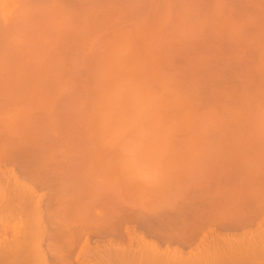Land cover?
Segmentation results:
<instances>
[{"label":"rangeland","instance_id":"rangeland-1","mask_svg":"<svg viewBox=\"0 0 264 264\" xmlns=\"http://www.w3.org/2000/svg\"><path fill=\"white\" fill-rule=\"evenodd\" d=\"M1 144L6 149L14 145L21 156L13 153L22 162L16 163L17 158L12 160L5 154L12 161L0 158V168H13L26 184L32 182L25 177V170L36 171L52 157L62 163L58 173L63 178L55 188H63L58 190L67 200L62 201L59 192L62 202L52 201L51 197L56 199L53 184H32L37 194L44 196V209L29 221L41 220L32 228L37 234V230L44 232L33 240L42 245L48 264H167L178 257H183L182 262L178 259L179 263L186 262L183 264L193 259L195 264L229 262L228 256L222 254L228 255L229 247L220 250L223 252L219 254L226 257L223 262L217 253L216 247L222 246L218 244L220 240L240 239L245 233L259 238L253 228L264 214L256 222L240 227L212 222L207 218L221 210L224 202L217 204L219 200L213 196L216 189L213 195L207 191L223 183V178L217 177L224 176L228 179H224L227 193L233 192L230 185L248 179H239L240 174L252 172L253 179L255 174L259 178L249 182L264 195V166L252 170L254 160L248 161L251 157L264 160V150H258L264 149V0H0ZM37 159L42 163H36ZM3 178L0 177L1 188ZM243 183L241 188L248 190ZM188 188H200V197L195 199L194 191L187 194ZM98 190H103V196L96 194ZM94 192L108 204L102 198L91 199ZM220 196L219 199L224 197ZM214 198L217 205L205 202L207 208H220L210 209L208 216L205 203H200L207 199L213 202ZM94 200L100 207L102 203L106 205L93 206L98 214L104 213L105 219L97 220V213L86 211L96 203ZM197 204L206 214L201 215L199 208L200 213L192 210ZM110 206L119 209L112 211ZM140 206L146 208L147 219ZM140 210L143 215H139ZM4 212L16 215L14 210ZM189 214L191 218H187ZM190 221L194 226L200 223L196 224L199 231L197 226L196 230L190 227ZM16 223L21 225L15 218L9 225L0 224L3 246L6 237L9 240L13 235L12 225ZM187 227L195 231L186 232ZM59 231L65 240L75 239L70 253L66 252L68 240L62 239L68 250L61 249L62 243L55 240ZM134 233L135 237L140 235L139 239L144 234L147 241H154L158 253L162 250L166 254L168 250L177 254L179 250L182 256L171 253L175 256L172 258L167 253L149 260L147 249L141 248ZM58 250L70 255L68 262L57 259ZM143 251L147 256L142 258ZM205 255L216 256L207 261L209 256ZM253 259L254 264H264L263 256Z\"/></svg>","mask_w":264,"mask_h":264},{"label":"bare ground","instance_id":"bare-ground-1","mask_svg":"<svg viewBox=\"0 0 264 264\" xmlns=\"http://www.w3.org/2000/svg\"><path fill=\"white\" fill-rule=\"evenodd\" d=\"M55 130V129H54ZM14 140V139H13ZM30 140V139H29ZM58 140V139H57ZM63 139L61 138V141H62ZM260 140V139H259ZM258 141V140H257ZM50 143H51V141H49ZM254 142V141H253ZM261 142V141H260ZM262 142H263V140H262ZM13 143V142H12ZM15 143V142H14ZM13 143V144H14ZM25 143H26V141H25ZM33 142H31V144H32ZM41 143H43V142H41ZM48 143V142H47ZM68 142H66V144H67ZM7 144V143H6ZM10 144V143H9ZM8 144V145H9ZM16 145L15 146H17V143H15ZM29 144V143H28ZM37 144H40V143H37ZM49 144V143H48ZM52 144H53V142H52ZM64 144V143H63ZM256 144V143H255ZM258 144V143H257ZM256 144V145H257ZM5 145V144H4ZM36 145V144H35ZM40 145H42L43 146V144H40ZM53 145H56V144H53ZM52 145V146H53ZM65 145V144H64ZM63 145V146H64ZM11 147H12V145H10ZM15 146L13 145V147H14V149H15ZM29 146V145H28ZM44 146H45V144H44ZM47 146V145H46ZM49 146V145H48ZM254 146V145H253ZM1 154H3L4 153V155H0V158L3 160L4 158H6L7 157V155L9 156H12V160H14V158L16 159L15 161H16V163L17 162H19L20 163V161H21V159L19 160V158L18 157H20L21 156V154H18L17 153V149H15V151H13V147L12 148H10L9 149V147L7 146V148L8 149H6V146L5 147H3V148H5V149H3L2 148V144H1ZM18 147V146H17ZM21 147V146H20ZM65 147V146H64ZM256 147V146H255ZM263 147V146H262ZM40 148H42V147H40ZM46 148V147H45ZM49 148V147H48ZM48 148H46V149H48ZM62 148V147H61ZM68 148V147H67ZM253 148V147H252ZM251 148V149H252ZM258 148H259V146H258ZM2 149L4 150V151H2ZM12 149V150H11ZM19 149V148H18ZM52 149V148H51ZM54 149H56V148H54ZM69 149V148H68ZM250 149V148H249ZM250 149V150H251ZM260 149H262V150H264L263 148H259L258 150H260ZM6 150V151H5ZM9 150H11V151H9ZM40 150H42V149H40ZM58 150V149H57ZM8 151V152H7ZM43 151V150H42ZM46 151V150H45ZM249 151V150H248ZM257 151V150H256ZM6 152V153H5ZM13 152H15L16 154H18V155H20V156H18V157H16V154L15 153H13ZM53 152V151H52ZM259 152V151H258ZM258 152H256V153H258ZM8 153H10V154H8ZM29 153V152H28ZM48 153V152H47ZM55 153H57V152H55ZM59 153V152H58ZM255 153V154H256ZM5 154H7L6 156H5ZM12 154V155H11ZM15 155V157H14V155ZM24 154H25V152H24ZM252 154H254V153H252ZM259 154H261L262 155V153H260L259 152ZM48 155V154H47ZM46 155V156H47ZM54 155V154H53ZM52 154H51V156H53ZM247 155H248V153H247ZM9 156V157H10ZM24 156V155H23ZM55 156V155H54ZM255 156H257V155H255ZM8 157V158H9ZM50 157V156H49ZM246 157V156H245ZM244 157V158H245ZM8 158H6V159H8ZM21 158V157H20ZM53 158L54 157H52V158H49V159H45V160H47V162H48V160H50V159H52L53 160ZM63 158V157H62ZM70 158L72 159V157L70 156ZM243 158V159H244ZM0 159V160H1ZM56 159V160H55ZM53 161H55V162H53L52 161V163L50 162H46V163H44L45 162V160H44V162H43V164H40V167H39V169L38 168H36L35 170L36 171H33L34 170V168H33V170H30V169H28L26 166V168L28 169V170H25V177H27V178H29L30 180H31V182H32V184H33V182H37L38 183V185L40 184V183H43L44 185H47V186H51L52 184V186L54 187V190L53 189H51V190H53L52 191V193L54 194H56L55 195V197L54 198H56L55 199V201L53 200V198L51 197V199H52V201L53 202H56L57 201V199H58V201L57 202H62L63 200V198H65V197H63L61 194H62V192H60L59 190H62L59 186H58V189H57V187L55 188V185L57 184V183H59V179H62V178H60V174L58 173V170H59V168L62 166V163H61V165H60V163H58V160H57V158H55ZM241 159V158H240ZM248 159V158H247ZM246 159V160H247ZM254 160V162H251L252 164L250 165L251 167H254V168H252V170H258L259 169V167H260V169L264 166V160H262V159H257V158H254L253 159V157H251V158H249L248 159V161H252V160ZM9 160V159H8ZM8 160H6L5 162H7ZM12 160H9V161H12ZM31 160V159H30ZM33 161L35 160V159H32ZM64 160V159H63ZM256 160V161H255ZM4 161V160H3ZM8 161V162H9ZM26 161V160H25ZM259 161V162H258ZM261 161H263V162H261ZM22 162V161H21ZM24 162V161H23ZM35 162V161H34ZM39 162H40V160H38L37 159V162L36 163H38L39 164ZM257 162V163H256ZM0 163H1V161H0ZM3 163V162H2ZM1 163V164H2ZM11 163H13V162H11ZM25 163V162H24ZM29 163H30V161H29ZM40 163H42V160H41V162ZM65 163V162H64ZM68 163V162H67ZM77 163V162H76ZM263 163V164H262ZM23 164V163H22ZM26 164V163H25ZM31 164V163H30ZM37 164V165H38ZM255 164H258V165H256L255 166ZM12 165V164H11ZM19 165V164H18ZM71 165H73V163H71ZM254 165V166H253ZM75 166H76V164H75ZM249 166V167H250ZM258 166V167H257ZM2 167H3V165H2ZM0 168V177L2 178V177H5V178H3V179H5V183H4V187H3V183H2V188L0 189V224H5V225H9L10 224V220L12 219V218H15V220L16 221H18L19 223H21V225L19 224V226H18V223H16L17 225H12V227L14 228V233H13V235L12 236H10L11 238L8 240L7 238L8 237H6V240H5V238H4V240H5V244H4V246L2 245V242H1V240H0V264H48V261H47V256H46V253H45V251L42 249V245L40 244V242L38 241V242H35L34 240H33V238L34 237H37V235L39 234V233H42V231L44 232V229H42V230H37V232H39L38 234L36 233V231H35V229L34 228H32L33 226H35V224H39V222L41 221L39 218V220L40 221H37V219H35V221H37L36 223H33V222H30L31 221V219L32 218H35V217H33V216H35V214L36 215H38L39 216V214L41 215L42 213H43V209L44 208H42V204H41V202H42V196L43 195H41V196H39L40 194H37L38 192H37V189L35 188V186H33L32 184H26V183H24V182H22L20 179H19V176H18V174L16 173V171L12 168L11 169V167L8 169V167H7V169L9 170V171H7L6 170V168L4 167V168ZM32 167V166H31ZM44 167H46L44 170H43V168ZM65 167H67V166H65ZM15 168V167H14ZM49 168V169H48ZM69 168V167H68ZM46 169H48L49 170V172L48 171H45ZM50 169L52 170L51 172H50ZM63 169V168H62ZM71 169V168H70ZM5 170H6V173H5ZM65 170H67V169H65ZM249 170H251V168H249ZM60 171V170H59ZM71 171V170H70ZM76 171V170H75ZM63 172V171H62ZM65 174V173H64ZM250 174H253L252 172L250 173H247V175H250ZM62 175V174H61ZM70 175V174H69ZM68 175V176H69ZM204 175V174H203ZM217 175V174H216ZM237 175H239V174H237ZM245 175V176H244ZM246 174H240V176L238 177L239 179L241 178V177H243V178H245L246 179V177H248V181L246 180H244V181H242V179H238V178H236V181H238V183H235V185H230L229 187H231L232 186V188H230L233 192H228L230 195H232L234 192V194L231 196V198L233 199V196H234V198H235V200L236 201H239L238 203H236V201L233 199V201H235L234 203H236V204H232L231 203V198L229 199V197H230V195H229V197H228V193H227V190H228V187H224L225 185V183H224V179H225V177L224 176H222V177H217V178H219L220 180L223 178V183H218L217 184V187H215L214 188V190H209V189H206V187L207 186H204V183H206V180H203L204 181V183H202L203 184V188H205L206 189V191L207 190H209V191H207V192H209L211 195H213L212 194V191H213V193H214V191H215V189L218 191V189L220 188L219 186H221V188L219 189V191L218 192H221L222 193V196H224L222 199H219V196L220 195H218V193H217V191H215V193H214V195L213 196H215V198L217 199L218 198V200L219 201H217L215 198H214V200H213V202L211 201V202H209V201H207V200H205V201H201V205H203V203L202 202H208V203H210V205H212V204H214L215 203V200L217 201V202H219V203H217L218 205H220L221 203H222V201H220V200H223V202L224 203H222V205H220L221 206V210H218L217 208L216 209H214V207H213V209H212V206H210V207H208L207 208V206H208V203L205 205L204 204V208L205 209H208V216H209V214H210V209L211 210H214V211H216V210H218V216H217V213L215 214L214 212V214L212 213L211 214V216L212 215H216V218H215V220H214V216L211 218H207L208 220L209 219H213L212 220V222L214 221V222H216L217 220L218 221H220L219 223H221V224H232V223H234V225H239L238 227H240V226H242V225H250V223L252 224V223H254L253 221H255V219L258 217L259 218V216H261L262 214H264V195L261 193V191H259L258 190V188H256L255 186H253L254 187V189H250V188H253L252 187V180H254L256 177L257 178H259V174H255L256 175V177L254 176V179H253V175L250 177V178H252V179H250L249 178V176H247ZM67 176V175H66ZM201 175H199V177H200ZM208 176V175H207ZM206 176V177H207ZM210 176H212V175H210ZM214 176V175H213ZM221 176V175H220ZM226 176V175H225ZM262 176V175H261ZM260 176V177H261ZM12 177H15L14 178V182H12L11 181V178ZM89 177V176H88ZM205 177V178H206ZM227 177V176H226ZM237 177V176H236ZM74 178H75V176H74ZM198 178V177H197ZM263 178H264V175H263ZM3 179H2V181H3ZM72 179V178H71ZM199 179V178H198ZM212 179V178H211ZM210 179V180H211ZM238 179V180H237ZM1 180V179H0ZM67 180V179H66ZM200 180H201V178H200ZM209 180V179H208ZM213 180V179H212ZM215 180H217V179H215ZM226 181L228 180L227 178L225 179ZM62 180H60V182H61ZM73 181V180H72ZM202 181V182H203ZM241 181V182H240ZM251 183H250V182ZM65 183H67L66 181H64ZM64 182L61 184V185H63L64 184ZM70 182V181H69ZM193 182H195V181H193ZM198 182V181H197ZM213 182H214V180H213ZM219 182V181H218ZM234 182H235V180H234ZM244 182V183H243ZM247 182H249L250 184H249V187L247 186L248 184H247ZM56 183V184H55ZM200 183V182H199ZM240 183L242 184H245V185H243L244 187H246V189H248V190H245V188H241V186L242 185H240ZM262 183L263 182H261L260 184L262 185ZM94 184V183H93ZM195 184H196V182H195ZM238 184V185H237ZM41 185V184H40ZM57 185H59V184H57ZM56 185V186H57ZM71 185H72V183H71ZM95 185V184H94ZM205 185H207V184H205ZM215 185V184H214ZM223 185V186H222ZM263 185H264V183H263ZM262 185V186H263ZM42 186V185H41ZM46 186V187H47ZM88 186V185H87ZM192 186H193V184H192ZM191 186V187H192ZM209 186V185H208ZM227 186V185H226ZM235 186L236 187H240V189H242V190H240V191H238L239 189L238 188H235ZM251 186V187H250ZM260 186V185H259ZM62 187V186H61ZM89 187V186H88ZM202 186H200V188H201ZM223 187V188H222ZM248 187V188H247ZM264 187V186H263ZM263 187H261L260 186V188L262 189ZM50 188H52V187H50ZM66 188V187H65ZM69 188V187H68ZM192 188H194V187H192ZM200 188H199V190L198 189H195V190H193L194 191V193H193V191H192V189H190V188H188V189H190V190H185V192L187 193V194H189L190 193V191H191V193L190 194H195V199H197V196L200 194L201 195V191H200ZM202 188V189H203ZM224 188H225V190H224ZM72 189H74V188H72ZM205 189H204V191H202V194H204L203 192H205ZM223 189V190H222ZM230 189H229V191H230ZM236 189V190H235ZM238 189V190H237ZM264 189V188H263ZM262 189V191H264ZM199 191V193H197L198 191ZM245 190V191H244ZM100 191H103V190H100ZM99 190H98V192L96 193V194H99L100 193V196L102 195L103 196V194H102V192H100ZM195 191H196V193H195ZM226 191V194L224 193L223 194V192H225ZM60 192V196H61V200L62 201H60V199H59V196H58V193ZM72 192V191H71ZM137 192H138V190H137ZM140 192V191H139ZM151 192V191H150ZM165 192V191H164ZM185 192H184V195H185ZM189 192V193H188ZM245 194H244V193ZM68 193V192H67ZM74 193V192H73ZM89 193V192H88ZM141 194L143 193L142 191L140 192ZM208 193V194H209ZM220 193V194H221ZM251 193V194H250ZM95 194V192H94V196L92 195V198L91 199H93V198H95V200H96V198H97V200H98V198H102L101 200L103 201V197H98V195H96ZM186 194V195H187ZM198 194V195H197ZM248 194V195H247ZM185 195V196H186ZM247 196V197H243V196ZM57 196V197H56ZM217 196V197H216ZM222 196H220V198L222 197ZM248 196H250L249 198H248ZM44 197V196H43ZM67 198H69L68 196H66ZM192 197V196H191ZM194 197V196H193ZM198 197H200V196H198ZM226 197H228V199H226ZM99 199V200H100ZM191 199V202L193 201V199L192 198H190ZM190 199L188 200V199H185V200H187V201H190ZM226 199V200H225ZM65 200H67L66 198H65ZM64 200V202H66ZM94 200V202H96ZM98 200V201H99ZM201 200V199H200ZM202 200H204V199H202ZM227 200H230V203H228V204H232V205H230L229 207H228V204H227ZM16 201H18V202H16ZM19 201L21 202V204L19 203ZM91 201H93V200H91ZM102 201H100V202H102ZM105 201V200H104ZM104 201H103V203H104ZM197 201V200H196ZM232 201V202H233ZM23 202H25V204H27V206H24V204L22 205V203ZM27 202V203H26ZM107 202V201H106ZM104 203V204H108V203ZM199 202V201H198ZM221 202V203H220ZM97 203H99V202H96V203H94V204H92V206H89V208H84V209H86V211L88 210V212H95V213H97L98 214V212H96V210H95V208L99 205V207L98 208H105L106 207V205L104 206V204L102 203V205H103V207H100L101 206V204H97ZM115 203V202H114ZM146 202H144V206L145 207H147V205L145 204ZM212 203V204H211ZM215 203V204H216ZM226 203V204H225ZM29 204V205H28ZM95 204H97V206L95 205ZM113 204V203H112ZM116 204H118V203H116ZM115 204V205H116ZM216 204V205H217ZM223 204H225V205H227L226 207H225V205H223ZM239 204V205H238ZM91 205V204H90ZM95 205V208L93 207ZM114 205V206H115ZM108 206V205H107ZM114 206L113 207H111L110 206V208H111V210L112 209H114ZM117 206V205H116ZM119 206V205H118ZM141 206H143V203H142V205ZM140 206V208H143V207H141ZM195 207H196V205H194ZM226 208V209H228V210H224V207ZM232 206V207H231ZM91 207H93V208H91ZM143 208L144 210L146 209V208ZM170 207V206H169ZM172 207H174V206H172ZM180 207V206H179ZM191 207V206H190ZM216 207V206H215ZM97 208V209H98ZM109 208V209H110ZM150 208V207H149ZM157 208H158V206H157ZM198 208H199V205L197 204V207L195 208V209H192L193 211H198ZM201 208H203V207H201ZM201 208H199V209H201ZM66 209H69V208H66ZM91 209H93V210H91ZM117 209H119V208H116V209H114V210H116L117 211ZM123 209H124V207H123ZM128 209V208H127ZM173 209V208H172ZM180 209V208H179ZM183 209V207L181 208V210ZM203 210V209H201L203 212H201L200 213V211H198L201 215H203V213H205V212H207L206 210ZM6 210H8V211H12V210H14L15 212H16V215H14V214H10V213H8V214H6L4 211H6ZM83 210V209H82ZM89 210H91V211H89ZM108 210V209H107ZM114 210H112V211H114ZM129 210V209H128ZM127 210V211H128ZM152 210V209H151ZM150 210V211H151ZM45 211V210H44ZM67 211V210H66ZM84 211V210H83ZM97 211H99V210H97ZM125 211V210H124ZM123 211V212H124ZM132 211V210H131ZM149 211V212H150ZM183 211V210H182ZM182 211H178V212H180V213H182ZM205 211V212H204ZM221 211V212H220ZM68 212V211H67ZM66 212V213H67ZM82 212V211H81ZM93 212V213H94ZM101 212V211H100ZM111 212V211H110ZM109 212V213H110ZM138 212V214H139V211H137ZM148 212V211H147ZM153 212V211H152ZM195 212V214H197ZM249 212V214H245V213H248ZM60 213H62L63 214V212H60ZM66 213L64 214V215H66ZM79 213H80V210H79ZM85 213V212H84ZM128 213V212H127ZM144 215H143V214ZM142 213H141V210H140V214L139 215H143L144 216V219H145V217L147 216H149V215H146V210H145V212L142 210ZM151 213V212H150ZM155 213H157V212H155ZM198 213V214H199ZM56 213L55 212H53L52 213V215L54 216ZM59 214V213H58ZM96 214V217H98L97 218V220H99V218H104V215H102V214H104L103 212H101V214L99 213L98 215ZM112 214V213H111ZM110 214V215H111ZM125 214V213H124ZM164 214V213H163ZM177 214H179V213H177ZM192 214V213H191ZM194 214V213H193ZM192 214V217L193 216H195L196 217V215L194 214L193 215ZM197 214V215H198ZM206 214V213H205ZM19 215L21 216V219H19ZM24 215H26V216H29V217H27V218H29V219H27V220H25L24 219V217H26V216H24ZM33 215V216H32ZM61 215V214H60ZM79 215H81V214H79ZM88 215H90L91 216V214L90 213H88ZM123 215V214H122ZM127 215V214H126ZM139 215H137V217H139ZM155 215H157V214H155ZM201 215H199L198 217H200ZM31 216H32V218H31ZM62 216V215H61ZM84 216H87V215H84ZM92 218H94V220L96 221V222H98L97 220H96V217H95V214H92ZM132 216H134V215H132ZM143 216H141L142 218H143ZM180 217L182 216V215H179ZM41 217V216H40ZM43 217V216H42ZM63 217V216H62ZM88 217V216H87ZM141 217H139V218H141ZM147 217H146V219H147ZM162 217V216H161ZM182 217H184L183 218V221H184V219L187 221V219H186V217L185 216H182ZM37 218V217H36ZM126 218V217H125ZM131 218V217H130ZM155 218H156V216H155ZM176 218V217H175ZM187 218H191L190 217V214H189V217L187 216ZM257 218V219H258ZM84 219V218H83ZM85 219H86V217H85ZM105 219V218H104ZM107 219V218H106ZM124 219V218H123ZM137 219V218H136ZM149 219V218H148ZM159 219V218H158ZM163 219V218H162ZM167 219V218H166ZM166 219H165V221H166ZM173 219V218H172ZM180 219V221H181V219L182 218H179ZM256 219V220H257ZM30 220V221H29ZM33 220V219H32ZM87 220V219H86ZM90 220V219H89ZM189 220H191V219H189ZM34 221V220H33ZM105 221V220H104ZM154 221V220H153ZM175 221V220H174ZM199 221H201V220H199ZM204 221V220H203ZM203 221H202V223H203ZM43 222V221H42ZM89 223L90 224V222H88V221H85V223ZM103 222V221H102ZM150 222V221H149ZM155 222V221H154ZM191 222V221H190ZM195 222V221H194ZM208 222V221H207ZM211 222V221H210ZM256 222V221H255ZM257 228L255 229V228H253V230L255 231L254 233L255 234H257L258 235V237L259 238H257V237H247V233H245L244 234V237H242V238H240V239H227V238H225L224 237V239H223V241H222V239L220 240V242L218 243L219 245H222V246H219V247H216V246H218V244L217 245H215V247H216V250H217V248H218V254L220 253H222L223 251H220V250H224V248H226L225 250H227L228 248L227 247H229L230 248V250L229 251H231V252H229V253H232V250L234 251V252H236V254H234V252H233V254H231V255H229V253H227L228 255H226V253H222L223 255H225L226 257L228 256V258L226 259V261H229V262H227V263H225V261L224 260H222V259H224V258H226L225 256L223 257V256H221L220 254V259L222 260V262L224 261V264H249V263H251V264H254L255 262H253V261H251V259L252 260H254L253 258H255L256 259V257H262L263 256V258H264V219L262 220L261 219V221L258 219L257 220ZM84 223V222H83ZM99 223H101V222H99ZM98 223V224H99ZM106 223H108V222H106ZM166 223V222H165ZM186 223V222H185ZM196 223V222H195ZM198 223V222H197ZM196 223V224H197ZM72 224V223H71ZM88 224V225H89ZM145 224H147V222L145 223ZM155 224V223H154ZM158 224V223H157ZM161 224V223H160ZM164 224V223H163ZM188 224V223H187ZM190 224V223H189ZM195 224V226L193 225V223L191 222V224H190V227H191V225H192V228H194V227H196L197 225H199V224H197L196 225ZM66 226H64L65 227V230L67 229L68 230V226H67V224H65ZM100 225V224H99ZM104 225H105V223H104ZM103 225V226H104ZM233 225V224H232ZM22 226V227H21ZM95 226H96V224H95ZM107 226H109L108 224H107ZM153 226V225H152ZM161 226V225H160ZM159 226V227H160ZM172 226V225H171ZM200 226H202V224L200 225ZM32 228L33 229V231H35V232H33L32 231V229H30V228ZM36 227V226H35ZM164 227V226H163ZM190 227H187L188 228V230L187 229H184V230H182V231H186V232H188L189 231V229H191V232L193 231H195L199 226H197L196 227V229L194 230V229H192V228H190ZM203 227V226H202ZM43 228H45V225H43ZM128 228V227H127ZM127 228H126V231H127ZM167 228H169V227H167ZM101 229V228H100ZM105 229V228H104ZM131 229V228H130ZM66 230V231H67ZM102 230H103V228H102ZM214 230V229H213ZM251 231H252V229H250ZM41 231V232H40ZM72 231V230H71ZM82 231V230H81ZM134 231V230H133ZM169 231V230H168ZM197 231H199V228H198V230ZM212 231V230H211ZM104 232H106V230L105 231H103V233ZM180 232V231H179ZM186 232H184V233H186ZM250 232V231H249ZM64 233H66V232H63V234ZM133 233V232H132ZM182 233V232H181ZM252 233V232H251ZM58 234H59V236L61 237H56L55 238V240L57 239H59L60 240V243H62V245H61V249L62 248H64L63 250H72L73 248V245H74V243H75V239L73 238H71V237H69V239L71 238V240H69L68 238H67V240H65L64 239V237L62 238V232L61 231H59L58 232ZM169 234V233H168ZM41 235V234H40ZM39 235V236H40ZM137 236V235H136ZM139 236L140 235H138L137 237H135V233H134V239H137L138 241H139V245H142L141 246V248L143 247L144 248V250L145 249H147L146 250V253H147V255H150V256H145L144 254H145V252L144 253H142V258H143V255H144V257H146V258H149V260H150V258H152V257H156L157 259H159V257L160 258H162L163 257V254H164V252L161 250V248L160 249H158V251H160L161 250V252H157L155 249H157V247L158 246H156L155 245V243H154V241L152 242L151 240H146V238H144L145 236H144V234H143V236L142 237H140L141 239H139ZM75 237V236H74ZM35 239V238H34ZM37 239V238H36ZM62 239H64L65 241H67L66 243H68L67 245H66V248H68V249H66L65 248V246H64V244H63V242H62ZM79 239H80V237H79ZM133 239V238H132ZM3 240V241H4ZM38 240V239H37ZM141 240H142V243H141ZM86 241V240H85ZM132 241H134V240H131V242ZM136 241V240H135ZM87 242V241H86ZM137 242V241H136ZM202 242V241H201ZM42 243V242H41ZM65 243V242H64ZM138 243V242H137ZM203 243V242H202ZM86 244V243H85ZM132 244V243H131ZM158 244V243H157ZM201 244V243H200ZM117 246V245H116ZM128 246V245H127ZM133 246V245H132ZM136 246V245H135ZM145 246V247H144ZM214 247V246H213ZM214 247V248H215ZM83 248V247H82ZM85 248V251H84V249H83V252H86V247H84ZM95 248V247H94ZM117 248V247H116ZM134 248V247H133ZM140 248V247H139ZM197 248H199V247H197ZM208 248V247H207ZM213 248V249H214ZM220 248H222V249H220ZM93 249V248H92ZM97 249V248H96ZM99 249V248H98ZM126 250H127V248H125ZM170 249V248H169ZM175 249H177V248H175ZM22 250L23 251H25V253L23 252L22 253ZM66 251V252H68V253H70L71 252V250L70 251ZM75 250V249H74ZM88 250V249H87ZM125 250V251H126ZM21 251V252H20ZM59 252H57L56 253V255H57V259L59 260H63V261H69V254H65V252H61V250H58ZM93 251V250H92ZM100 251V250H99ZM139 251H142V249L141 250H139ZM151 252V253H148V252ZM154 251H156V252H154ZM61 252V253H60ZM88 252V251H87ZM98 252V251H97ZM108 252H109V250H108ZM168 253L169 251L167 250V251H165V253ZM177 254H179V250H177ZM225 252V251H224ZM237 252H238V255H237ZM62 253H64V254H62ZM111 253V252H110ZM167 253L166 254H164L165 256L167 255ZM175 254V256L177 255L176 253H174L173 251H171L170 253H168V255H171L172 256V258H174L173 257V255L172 254ZM181 253V252H180ZM217 253H216V255H217ZM240 253V254H239ZM101 254V253H100ZM97 255V254H96ZM126 255V254H125ZM124 255V256H125ZM130 255V254H129ZM138 256H139V254H137ZM216 255H214V256H216ZM219 255H218V257H219ZM90 256H92V255H90ZM98 256H99V254H98ZM135 257H136V255H134ZM137 256V257H138ZM179 256H182L181 254H179ZM208 257L209 255H205L204 257ZM210 256H213V255H210ZM210 256H209V258H207V261H208V259H210ZM213 256V257H214ZM231 256V257H230ZM100 257V256H99ZM170 257V256H169ZM177 257V256H176ZM191 257H192V255H191ZM190 257V258H191ZM229 257L231 258V259H229ZM90 258V257H89ZM94 258H97V257H94ZM94 258H92L91 257V260L92 259H94ZM139 258H141V253H140V256H139ZM166 259H167V257H165ZM171 258V257H170ZM181 258H183V257H178V259H180L181 260ZM194 258V257H193ZM131 259V258H130ZM133 259V258H132ZM135 259V258H134ZM178 259L176 260V258L175 259H169V261H167V264H169L170 263V261L172 262V264H174L176 261H178ZM212 259H214V258H212ZM211 259V260H212ZM219 259V258H218ZM229 259V260H228ZM149 260H147V261H149ZM152 260V259H151ZM161 260V259H160ZM179 260V261H180ZM184 259H182L181 260V262L183 261ZM185 260H187V259H185ZM190 260H192V259H190ZM214 260H217L216 259V257H215V259ZM231 260V261H230ZM264 260V259H263ZM139 261H141V260H139ZM143 261V260H142ZM146 261V262H147ZM155 261V260H154ZM159 261V260H158ZM162 261H164V260H162ZM173 261H174V263H173ZM179 261H178V263H179ZM220 261V260H219ZM251 261V262H250ZM102 262V261H101ZM128 262V260L126 261V263ZM131 262L132 261H130L129 263L131 264ZM144 262V261H143ZM156 262V261H155ZM161 262V261H160ZM164 262H166V260L164 261ZM179 263V264H183V263H186V262H183V263ZM249 262V263H248ZM128 263V264H129ZM133 263H134V261H133ZM132 263V264H133ZM153 263V262H152ZM188 263H190V264H195V260L193 259L191 262H188ZM106 264V263H105ZM141 264H143V263H141ZM161 264H163V262H161ZM165 264V263H164ZM175 264H177V262L175 263ZM196 264H201V263H197V261H196ZM206 264H208V263H206Z\"/></svg>","mask_w":264,"mask_h":264}]
</instances>
